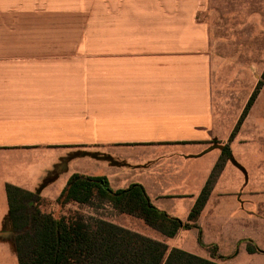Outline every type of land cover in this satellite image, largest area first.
Masks as SVG:
<instances>
[{
  "label": "crops",
  "instance_id": "crops-1",
  "mask_svg": "<svg viewBox=\"0 0 264 264\" xmlns=\"http://www.w3.org/2000/svg\"><path fill=\"white\" fill-rule=\"evenodd\" d=\"M263 73L264 0H0V264H18L6 185L54 202L104 176L186 221L224 146L197 227L151 237L264 264V83L232 135Z\"/></svg>",
  "mask_w": 264,
  "mask_h": 264
},
{
  "label": "trees",
  "instance_id": "trees-1",
  "mask_svg": "<svg viewBox=\"0 0 264 264\" xmlns=\"http://www.w3.org/2000/svg\"><path fill=\"white\" fill-rule=\"evenodd\" d=\"M263 83L264 73L232 135ZM229 154L228 147L224 146L186 221L155 207L140 184L112 190L104 176L72 174L53 202L64 209L57 215L53 211H40L39 195L6 185L18 264H221L181 248L168 247L163 241L103 217L65 206L76 202L93 208L95 214L97 209L108 205L116 213L138 218L147 227L172 238L180 230L197 227L195 220ZM247 251L256 252L258 248L248 246Z\"/></svg>",
  "mask_w": 264,
  "mask_h": 264
},
{
  "label": "rangeland",
  "instance_id": "rangeland-1",
  "mask_svg": "<svg viewBox=\"0 0 264 264\" xmlns=\"http://www.w3.org/2000/svg\"><path fill=\"white\" fill-rule=\"evenodd\" d=\"M242 82L245 84L248 81H242ZM37 206L40 209V211H42V212H48V211L52 212L53 211L55 213V215H57L58 213L60 214V212L61 211L63 212V210H64L63 208H61V206L56 205L55 203H53V201L45 199V198L39 199L37 201ZM114 213H115L114 211H112L108 208L100 207L99 209H97L95 211L94 216H100V217H103L106 219H107V217L113 218V220L116 221V224L123 226L125 228H128L130 230L137 231V232H139L143 235L149 236V237H151L152 233L155 232V230H153L152 228L144 225L143 222L138 218L129 217V216H127V217L124 216V217H120V218L117 216V218L116 217L114 218V216H115ZM87 215H89V214H87ZM210 249H211L210 250V255H211L213 253V250H212V248H210Z\"/></svg>",
  "mask_w": 264,
  "mask_h": 264
}]
</instances>
